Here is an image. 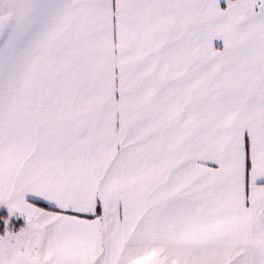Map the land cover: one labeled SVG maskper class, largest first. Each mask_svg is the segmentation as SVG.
I'll list each match as a JSON object with an SVG mask.
<instances>
[{"label": "snow or ice", "instance_id": "snow-or-ice-1", "mask_svg": "<svg viewBox=\"0 0 264 264\" xmlns=\"http://www.w3.org/2000/svg\"><path fill=\"white\" fill-rule=\"evenodd\" d=\"M0 264H264V0H0Z\"/></svg>", "mask_w": 264, "mask_h": 264}]
</instances>
